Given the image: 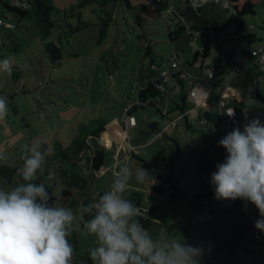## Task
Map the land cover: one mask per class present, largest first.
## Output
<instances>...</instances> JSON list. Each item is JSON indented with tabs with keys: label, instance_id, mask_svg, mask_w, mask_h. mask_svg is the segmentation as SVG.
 <instances>
[{
	"label": "rangeland",
	"instance_id": "374dc122",
	"mask_svg": "<svg viewBox=\"0 0 264 264\" xmlns=\"http://www.w3.org/2000/svg\"><path fill=\"white\" fill-rule=\"evenodd\" d=\"M164 2L165 4L149 0H52L54 10L51 20L56 27L49 36L41 35L32 9L30 15L24 18L13 14L15 24L0 26V54L3 59H13L11 73H0V96L7 97L9 108L7 117L0 121V154L6 157L0 159V167L15 170L10 178L0 176V190L10 191L23 183L22 178L17 175V169L23 165L21 156L26 148L38 145L40 151L45 152L47 149L52 154L58 142L65 147L71 144L75 131L81 124H90L93 120L100 119L107 122V137L100 140L103 148L111 145V137L121 139L119 127H122L125 120L126 109L137 99L135 88L138 74L149 66L152 59L158 67H163L175 48L184 60L185 67L190 63L195 69L200 68L202 60L195 61L200 43L188 46L184 37L174 42L169 37L168 27H173L174 22L168 18L167 5L175 4L178 0ZM218 12L224 18L233 17V11L224 7L223 2H220ZM5 13L3 3L0 2V16H5ZM244 20L246 32L256 33L259 41L251 45L241 40L227 44V48L235 52L237 60L243 59L244 49L260 45L264 47V0H260L256 15L247 16ZM83 23L87 25L84 27ZM72 28L78 29L77 32L71 33ZM51 42L59 43L62 47L63 59L59 64H54L46 52L45 44ZM148 49L151 50L149 56ZM214 55L211 53L205 60V67L211 64ZM246 68L248 70L245 75L233 84L228 99L232 101L237 93L245 102L241 120L245 113L250 112L251 120L259 119L264 122V106L255 98L256 93L264 97V78H260L257 84V69L253 66V60L246 62ZM178 100L179 97L176 96V102ZM155 116L156 111L152 109L136 113L138 125L127 131L128 144H114L115 151H120L117 165L127 162L133 173L125 193L141 192L144 195L142 207L147 211L154 208L155 220L147 229L153 236L160 233L162 228H167L169 236L193 246L216 244L219 232H216L218 218L214 213L220 215V212L217 209L211 210L206 199L200 203L203 216H195L198 212L193 210L196 204L192 200L174 196L171 191L163 196L152 194L150 180L142 184L135 180L136 171L142 167L133 158V151L135 157L142 161H150L153 154L161 149H165L166 156L170 159L176 154V146L166 137L156 140L159 135L154 134L143 139L144 134H140L142 129L148 130V118L153 120ZM229 131L230 129L226 132ZM138 137L143 141L134 140ZM188 159L189 163L178 162L180 179L182 181L188 178L192 186L188 191L197 193L202 191L203 177L193 176L196 165L193 159ZM116 166L114 158L107 153L104 172L96 173L85 190L74 189L73 196L64 197L58 169L53 163L50 165L51 182L48 187L52 190L51 196L56 198L54 206L68 208L75 201L79 203L73 226L84 251L97 245L95 237L83 226V209L89 203L97 201L101 193L110 190L114 180L113 172L119 170ZM168 172L169 168H164L160 177L167 178ZM38 177L39 172L33 180ZM155 180L167 186L166 182ZM190 181L185 180V183L189 184ZM184 189L187 191L188 188ZM250 205L251 203L243 210L240 206L233 208L230 203V208L223 211L230 217L235 211L232 222L243 224L238 238L240 247L234 249L232 255L229 251L233 246L228 247L226 256L232 261L238 260L240 264H264V250H257L258 259L255 260L252 253L256 250L252 251L249 247L252 223L259 218L258 209L252 204L251 207L255 208L253 211ZM204 216L207 222L202 221ZM199 221L202 224L200 229L197 228ZM232 234L231 229L221 233L228 237ZM244 246L249 248L247 252H244ZM221 263L229 264V260L222 259Z\"/></svg>",
	"mask_w": 264,
	"mask_h": 264
},
{
	"label": "clouds",
	"instance_id": "9594fccd",
	"mask_svg": "<svg viewBox=\"0 0 264 264\" xmlns=\"http://www.w3.org/2000/svg\"><path fill=\"white\" fill-rule=\"evenodd\" d=\"M208 0H190L195 11ZM13 59L0 60V71L11 73ZM9 112L7 97L0 96V121ZM234 116L233 109L226 113ZM227 156L216 165L210 177L214 196L220 200L242 199L259 211L255 228L264 232V123L252 119L234 128L218 141ZM47 152L38 145L26 148L23 165L17 169L21 183L10 191L0 190V264H73L74 245L69 237L74 231V211L64 206H50L44 183H33L45 172ZM0 159H6L0 154ZM109 191L89 203L83 211L92 214L84 228L96 239L88 252L94 264H200L201 246H193L169 236L162 228L156 236L146 230L139 218L147 219L141 207L126 198L133 178L127 162L117 165ZM138 183L154 178L144 169L135 173ZM82 264V262H81Z\"/></svg>",
	"mask_w": 264,
	"mask_h": 264
},
{
	"label": "trees",
	"instance_id": "16d2710c",
	"mask_svg": "<svg viewBox=\"0 0 264 264\" xmlns=\"http://www.w3.org/2000/svg\"><path fill=\"white\" fill-rule=\"evenodd\" d=\"M161 1L162 4H165V0ZM224 1L229 4L228 7L233 11L232 18H224L222 13L218 12L220 2ZM29 2L30 9H32L36 18L37 27L40 30L41 35L43 37L49 36L51 34V30L56 27L55 23L51 20V13L54 10L52 0H29ZM2 3L6 11L18 14L22 18L30 15V9L23 10L12 8L5 2ZM259 4L260 0H219V2L209 0L201 8L195 11L190 7V5L179 7L181 14L186 17L188 22H191L192 30L199 33L197 42L200 43V50L196 52L195 61L199 59L202 60V70L200 72H203L204 69H211L214 74V81L220 83L230 71L240 68L235 52L230 51L227 48V44L235 42L236 40H241L248 45H251L259 41L256 33L246 32L244 20L247 16L256 15ZM13 23L15 24V21ZM83 24L84 27L87 25L85 23ZM177 25L178 26L173 30H169V37L171 41L174 42L184 37L183 40L188 44L190 35L186 33L184 26H180V24ZM77 30L78 29L72 28L70 32L76 33ZM45 49L49 59L54 64H59L61 62L63 56L62 47H60L59 43H46ZM251 51L252 49L244 50L243 55L251 58ZM211 53L215 54L213 61L211 64L206 66L207 68H205V60L211 55ZM147 55H151L150 49H148ZM0 59L3 60L1 54ZM190 65L192 66V64ZM156 68L158 69L159 67L152 59L149 66L139 72L135 88L137 103H133L134 106L128 113V115H135L136 113L139 114L145 112L146 109L156 111V120L149 124L147 131L141 130L142 134L149 136L158 133L159 130L157 129V126L159 120L163 117L162 112L159 109L160 104L150 102V99H154L160 95L159 89L152 84V80L156 77ZM242 70L243 68L239 69V71ZM198 73L196 72L194 81L197 80ZM194 81L191 82L189 88L192 87ZM183 84L186 86V82ZM255 98L264 105L263 97L257 94ZM187 99V94H184L181 98L182 106H180V109H182V111L186 105ZM106 134L107 122L103 119L93 120L90 124H81L78 130L75 131V136L70 145L65 147L62 143L58 142L55 145L52 154L46 149L47 155L45 157V172L43 175H40L39 173V177L31 182L45 184V187L50 195V199L48 201L50 206H54L56 203V198L51 196L52 190L48 187V184L51 182L50 165L53 163L58 169L61 184L64 188V197L73 196L72 191L74 189L85 190L88 187L89 180L93 179L95 177L94 175L103 169L107 153H112L111 150H106L100 144V140L106 136ZM133 158H135L136 162L142 168L146 169L154 179L158 177L161 178V170L166 167L170 168L173 162L167 158L163 149L154 153L150 161H142L136 158L135 154H133ZM14 172L15 170H12L9 167H0V176L10 178ZM173 173L174 172L171 171V174ZM171 174L166 182L168 187L151 182L150 190L153 194L162 196L168 191H172L174 194H181L177 188H175ZM23 183H25V181H23ZM102 194L103 193L100 195ZM124 196L134 201L137 206L142 209L144 195L141 192L131 191L126 193ZM242 207L243 206H241V208ZM68 208L73 209L74 214H76L79 211V203L75 201L69 205ZM142 212L147 216V219H139L143 227L147 230L152 226L153 220H155V210L151 207L146 212L142 209ZM91 215L92 214L85 213L83 215V223H86V221L91 218ZM73 229L74 231L69 237V241L74 245L75 250L73 262L76 264H81V262L82 264H93V261L88 255L89 251L81 249L80 238L74 226ZM219 254H221V252ZM219 254L212 255L215 258L216 256L219 257Z\"/></svg>",
	"mask_w": 264,
	"mask_h": 264
},
{
	"label": "crops",
	"instance_id": "0c3cea01",
	"mask_svg": "<svg viewBox=\"0 0 264 264\" xmlns=\"http://www.w3.org/2000/svg\"><path fill=\"white\" fill-rule=\"evenodd\" d=\"M149 1L150 2L158 1L159 3L162 4L161 0H149ZM175 4H177V5L179 4L182 7L185 6V3L182 0H178V2ZM187 45L193 46L194 43H191V41L189 40ZM244 50H246V49H244ZM244 50H242V51H244ZM242 54H243V52H242ZM263 57H264V53H263ZM249 60L251 61V58L245 57L243 55V59L238 60L239 61V67L243 68V70L239 71L234 79H231L230 77L227 78V76H225L222 79L223 82H226L227 84H229V87L227 89V92H226V95H225V98L223 101V108L224 109H223L222 114H220V112L216 106L218 99H219V93L216 91H214L211 94L210 98L207 100V102L205 104H202V105H196L194 102L187 99L186 105L182 111V109H180V106H182L181 98L184 94L186 95V92H185L183 94L176 95L179 97V100L177 102H176V96H174V98H172L170 100H164L162 102V104H160L159 109L161 110L163 117L161 118V120H159V123L157 126V129L159 131H158V133H155V134L159 135V137L156 140L161 139L163 137H166L167 140L172 141L173 144L176 146L175 156L172 159L167 157L168 159L173 161L172 166L170 168L168 167L169 172H168L167 178L162 175L163 177H161V178L158 177L156 179L167 182V179L170 176L171 171H173L174 173L171 174V176H172L174 186H175V188H177V190L181 194H174L172 191L171 192L174 196H183V197H186L187 199L192 200L193 203L196 204L195 208L193 210H196L198 212L195 214V216H203V211L201 210L200 203L204 199H206V201L212 207L211 210L217 209V211L220 212V215L218 213H214L215 217L218 218V221L215 224V226L217 228L216 232H219L216 235V238L218 239V241H216V239H215V242L217 245H219L221 250H223V252H224L223 254H221L219 256L218 261L220 264H222L221 263L222 259H225V258L229 260V264H240V262L238 260L232 261L228 256H226L227 255L226 249L230 246H233L232 252H231V250L229 251V254L232 255L233 251H235L234 249H238L240 247L239 246L240 243L238 242V238H239V231L241 229V225H243V224L236 223V222L233 223L234 222L233 221V213L235 211H233V213H231L232 214L231 217L228 215V213H225L223 211L225 208L226 209L230 208V203L232 204L233 208L238 207V206H240V207L243 206V209H244L245 202L239 198L234 200V201L228 200L227 202H229V203L223 201V199H220V200L216 199L214 196L213 186L210 183V177H211V174L213 172L217 171L216 165L218 163H222L227 156L226 150L223 147L218 146V141L228 133V132H226L228 129H230L229 132H231L234 128H236V127L241 128V126H242L241 131H243V126L246 123H248L252 118V114L250 112H247V113H245L243 119L242 120L240 119V115L242 113V110H244V108H245L244 107L245 102L239 97V94L235 93L234 94L235 97L233 98L232 101H230V99H228V93H229V91L232 90L233 84L237 83L238 79H241L243 77V75H245V72H247L248 69L246 68V62ZM183 62H184V60H183ZM253 66H255L257 69V80H256V82L258 84L259 79L264 78V72H262L260 70V66L258 64H253ZM204 67H205V64H204ZM186 68L188 70L193 71L194 73H196V72L198 73L202 70V65H200L199 69H195L193 67V64L191 66L189 63L188 67H186ZM205 68H207V67H205ZM190 85H191V82L186 81V88L187 89L189 88ZM215 90H216V88H215ZM233 93L234 92L232 91V94ZM257 94H259V93H256V95ZM232 108L235 110V113H236L235 115H236L237 120H238L237 124H231V122L228 120V115L226 114L227 110L232 109ZM236 110H238V111H236ZM247 114H248V116H246ZM146 116H147V114H146ZM200 118L201 119L206 118L208 120V125L203 129H201L197 126V122L199 121ZM148 120H149V124H150L156 120V116L153 120L150 119V117L148 118ZM261 123H264V122L261 121ZM123 125H124V122L122 124V127H119V136H120L119 138H121V139L117 140V138L111 137V145H107L105 147L106 150L110 149L112 151L111 156L114 158V166H116L117 163H119V157H120V151H118V152L115 151L114 144H116V143H118V145H121V144L127 145L128 144L127 131L123 129ZM135 128H137V127H135ZM129 130H131V129H129ZM142 130L147 131V129H142ZM107 134H108V129H107ZM129 134H130V132H129ZM140 134H142V133H140ZM153 135L154 134L149 136V135L144 134L145 137H143V139L149 138ZM108 138L110 139V137H108ZM134 140L138 141V142L143 141L139 137L135 138ZM127 150H128V148L126 146L125 151L127 152ZM163 150L165 151V149H163ZM133 153L135 154L134 151H133ZM133 153H132V155H133ZM188 157L193 159V162L196 165L195 169H194L195 171L193 173V176L196 177L198 175V176L203 177L202 182H201V190L202 191H200V192L197 191V193L188 191V190H191V187H192L191 181L188 178L184 179L182 181L180 179V172H179L180 169H179L178 162L184 161L186 163H189ZM181 167H183V165H181ZM103 172H104V167L101 170V173H103ZM162 172H163V169L161 170L160 175ZM205 178H208V180H209V186L208 187H203V185H202L203 180ZM198 179H200V178L198 177ZM185 180H187V182L190 181L189 184L187 182L185 183ZM154 181H155L154 183H156L158 185L161 184V183L157 182L155 179H154ZM151 182H153V181L150 180V183ZM161 185H163V184H161ZM197 185H198V183H197ZM186 187L188 188L187 191L184 189ZM171 192H166V193H171ZM165 194H163V195H165ZM237 201H238V203H237ZM219 203H222V204H219ZM216 205H218V207H215ZM248 205H249V203H247V206ZM251 206H252V203L249 207H251ZM253 207H251V209H253V211H255V208H253ZM142 209L145 212L147 211V209H144L143 207H142ZM202 221L207 222L205 216H204V219ZM253 224H254V222L252 223L251 229L253 228ZM201 226H202V224L199 221V223L197 224V228L200 229ZM229 229H231L233 231L232 235H229V237L221 235V233H223L224 231H228ZM242 230H244V228ZM262 233L264 234V232H262ZM263 238H264V235L262 238H260L259 240L255 241V242L249 238V240H250V246L249 247L252 248V251L256 250V252H257V250L259 251L260 249L264 250ZM243 248H245V249H243L244 252H247V250H249V248L246 246H244ZM213 258H214V256L212 254L205 253L203 255V257L201 258L202 261L200 262V264H207L208 261H209V264H212ZM257 259H258V256L255 258V260H257ZM255 264H259V262H255Z\"/></svg>",
	"mask_w": 264,
	"mask_h": 264
},
{
	"label": "built area",
	"instance_id": "2783aa9c",
	"mask_svg": "<svg viewBox=\"0 0 264 264\" xmlns=\"http://www.w3.org/2000/svg\"><path fill=\"white\" fill-rule=\"evenodd\" d=\"M182 1L185 3V6L190 5V0H182ZM214 1L219 2V0H214ZM0 2H5L12 8L23 9V10L30 9L29 0H0ZM223 6L228 7L229 4L224 1ZM179 7L182 6H179L177 4L167 5L168 18L169 20L174 22V26L168 27V31L170 29L173 30L178 26L177 24H180V26L185 27L186 33L190 35L191 43H195L198 41L199 33L192 30L191 22H188L186 20V17L183 14H181V12L179 11ZM14 21H15L14 15L10 11H6L5 16L3 17L0 16V26L5 25L7 23L14 24L13 23ZM0 43H1V39H0ZM263 53H264V47L261 45L254 47L251 51L252 54L251 60H253V64H258L262 72H264ZM166 68H170V69L166 70ZM239 69L237 68L235 70L230 71L226 76L230 77L231 79H234L235 76L238 74ZM1 72L4 71H0V73ZM195 76L196 73L184 67L183 59L180 58L178 51L175 48H173V53L169 57V60L163 64V67H159L157 69L156 77L152 80V84L157 89H159L160 95L155 97L154 99H150V102H155L156 104H162L164 100H170L174 98V96L186 92L188 99L190 101L194 102L196 105H202L205 104L207 100L210 98L211 94L214 91H216L219 93V99L216 106L220 114H222L224 109L223 101L227 89L229 87V84L223 81L220 83L215 82L213 79L214 74L211 69H206L203 72L198 73L197 80L194 81ZM186 81H190V82L194 81V84L192 85L191 88L187 89L186 86L183 84ZM214 85L217 86L216 90L214 88ZM133 106L134 104H131L126 109V116L123 125V129L126 131L135 128L138 125L135 115H128V113L133 108ZM233 111H234V116L232 117L228 116V120L231 122V124H237L238 120L235 115L236 113L234 109ZM246 116H248V114ZM207 125H208V120L206 118H202V119L200 118L199 121L197 122V126L201 129L205 128ZM202 185L203 187L209 186L208 178H205L203 180ZM263 235L264 234L261 231L257 230L255 228V225L253 224V228L251 233L249 234V238L255 242L260 238H262ZM201 247L204 249V254L205 253L219 254L220 252L221 254L224 253L217 244H208L206 246H201ZM221 254H219L218 256H220ZM256 255H257L256 251L252 253V257L255 258ZM218 260L219 257L216 256L212 260V264H220Z\"/></svg>",
	"mask_w": 264,
	"mask_h": 264
}]
</instances>
